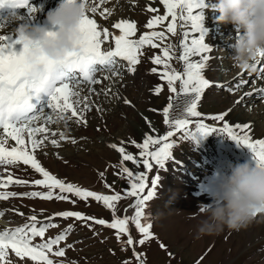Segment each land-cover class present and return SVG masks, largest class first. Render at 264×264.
I'll return each instance as SVG.
<instances>
[{
    "label": "rangeland",
    "instance_id": "374dc122",
    "mask_svg": "<svg viewBox=\"0 0 264 264\" xmlns=\"http://www.w3.org/2000/svg\"><path fill=\"white\" fill-rule=\"evenodd\" d=\"M215 3L216 0H205L207 7L202 20L204 42L212 51L202 74L211 81L228 86H233L238 78L247 81V84L234 93L223 88L206 89L198 111L206 115H214L230 110L226 117L228 122L232 125L248 123L251 126L253 138H264V118L256 119L255 117L258 110L262 111L264 107V98L256 91L263 88L264 82L258 79L257 85L254 84L253 71H237L238 69L233 65L230 59L232 49L229 43L236 38L237 30L235 31L231 24L219 22V12L212 10ZM89 4L100 5L97 12L92 13V18H96L99 29L118 32L113 29V24L121 19H127L137 23L135 38L148 31L145 25L154 15L147 11L148 7L158 8L159 12L156 14H164V8L159 0H103V3L89 0ZM128 4L129 7L126 8ZM104 9H107L108 14L102 17L100 12ZM126 10H130V14L125 13L127 17L122 15V12ZM179 24L180 22L177 21L175 36L166 33L168 38L163 42L162 47L172 45L171 52L174 59L171 64L177 71H182L183 64L178 57L181 51V34L186 29H181ZM165 28L166 25L156 30L162 31ZM113 46L114 43L111 41L105 42L102 44V50H111ZM14 47L16 48L15 45ZM154 54H160V50L149 46L143 49V54L140 56L141 62L134 72L137 88H130L126 93L123 90L119 91L116 85L118 82H124L132 75V72L128 71L127 62L119 58L115 64L118 75L112 76L111 72L106 70V75H103L101 73L103 70L100 71L97 79L101 82L96 84L97 88L92 91L93 93L89 91V88L96 85L90 86L84 83L77 87L78 92L81 93L79 95L81 103L87 97V103L92 108V111L86 113L89 123L87 122L86 126L77 124L74 119L65 123L64 120H58L55 115L53 116L54 122L49 124L50 128H53L51 131L63 132L69 137L68 140L60 141L59 146L55 147L58 152L63 151L64 155L59 154L56 159L52 157L45 159H50L46 161V164L53 175L90 191L104 195L116 193L123 195L124 190L128 188V178L120 172L119 154L109 145L124 141L127 151L138 157V150L130 141L142 142L144 134L150 131L145 118L152 122L159 134H164L168 130L163 123L161 110L167 105L169 96L172 94L169 93L163 81L160 84L163 86V91L159 95L154 94L155 87L149 81L159 77L151 71L154 67L151 57ZM104 76H108L109 79H103ZM176 87L179 90L178 82ZM245 92H251L252 95L244 97V101L240 103H236V100L232 98L237 94L241 98ZM120 93H125L130 100L131 105L126 104L128 108H120L116 105ZM47 99V96L43 95L37 107L45 106ZM173 104L171 118L173 120L183 118V105L175 98ZM97 107L99 111H96ZM150 109L157 111H150ZM205 123L216 127L221 126L218 122L211 120H206ZM0 135L3 134L0 133ZM54 138L59 140L58 135ZM73 138L76 140L75 144L71 143ZM173 140L175 146L172 149V159L166 162L165 168L154 167L148 174L149 180L158 175L159 181L155 197L148 202L146 208L154 238L144 245L137 243L134 246L135 251L142 254L141 260L144 264H264V230L263 233L258 231L257 234L253 231L247 232L248 226L245 225L239 230L225 228L217 234L197 238V228L205 219L200 208L212 202V194L215 190V183H211V180L217 173L218 177L226 174L230 164L247 162L255 166L253 154L247 150V147L238 146L226 135L218 133L196 134L194 140L181 138V134H177ZM125 166L134 172L144 170L142 165L137 169L131 162H125ZM17 169V175L21 179L31 181L30 179L41 178L39 174H33L34 172L29 170L31 168L28 169L23 164ZM100 173L104 174L103 177ZM11 190L23 193L41 189L30 184L26 187L13 184ZM14 198L17 199L4 202V206L10 209V212L15 211L17 214L20 212L23 215L19 217L8 212L6 215L9 219H5V213L0 216V226L9 230L29 223L27 215H36L38 221L43 223L47 217L65 210L80 211L87 216L111 221L110 210L91 199L87 202L77 199V202L72 204L66 201H43L39 198L20 196ZM70 199L76 198L70 197ZM133 202L134 198H123L117 204V214L123 216L124 209ZM128 214H132L131 208ZM53 222L58 227L48 229L45 239L55 238L69 225L73 229L68 234L67 240L59 245L65 248V256H50L54 261H62V264H138L133 256L132 247L126 245V238L122 237L118 242L115 230L95 224L89 227L85 222L76 221L73 218L64 220L56 217ZM247 224L251 225L249 222ZM130 233L135 241L141 239L135 226L131 224ZM69 244L72 245L71 248L67 247ZM161 244L164 248L160 247ZM9 259L12 264H31L27 259L24 262L19 261L11 252Z\"/></svg>",
    "mask_w": 264,
    "mask_h": 264
},
{
    "label": "snow or ice",
    "instance_id": "6c2138e0",
    "mask_svg": "<svg viewBox=\"0 0 264 264\" xmlns=\"http://www.w3.org/2000/svg\"><path fill=\"white\" fill-rule=\"evenodd\" d=\"M85 3L89 4V0H85ZM159 3L164 8V14H156L159 12L158 8L148 7L147 11L154 15L145 25L148 31L140 34L138 38H135L137 24L133 21L121 19L113 24V29L118 32H109L108 29H99L97 21L87 13L80 25L79 52L69 54L62 63L58 64L44 60L46 71L39 78L28 75L26 56L29 47L23 37L12 40L9 36L0 35V130L3 133L0 135V168L8 173L7 176H0V189H7L13 184L18 186L30 184L41 189L24 193L0 191V200L20 196L75 204L77 199L84 202L91 199L101 203L111 212L110 222L72 210L54 213L43 223L38 221L36 215H31L28 217L29 223L23 226L11 230H0V264H12L9 259L10 252L21 262L27 259L31 264H62V261H54L50 256H65V248L59 245L67 240L68 234L73 229L69 225L55 238L45 239L48 229L58 227L53 222L56 217L64 220L73 218L76 221L85 222L89 227L95 224L115 230L117 241L120 242L122 237H125L126 245L132 247L133 256L138 264H144L141 260L142 254L136 252L134 246L137 243L144 245L154 238L146 208L148 202L155 197L159 181L158 175L149 180L148 174L154 167L165 168L166 162L172 159V149L175 146L173 138L177 134H181V138L186 137L191 140L195 139L196 134L226 135L238 146L247 147L257 165H264V138H253L252 129L248 123L232 125L226 120L230 110L214 115H206L198 111L206 89L216 87L234 93L247 84V81L238 78L233 86H228L211 81L202 74L212 51L204 42L202 20L207 7L205 0H159ZM3 7L26 8L30 15H35L38 11L30 6L29 0H0V8ZM99 7V4L91 6L90 12L95 14ZM107 14V9L100 12L102 17ZM13 17L17 16L13 14ZM18 19L20 17H17ZM177 21L180 22L181 29H186L181 34V51L178 57L183 64L182 71H177L171 64L174 59L171 52L172 45L162 47L163 42L168 38L166 33L173 36L177 34ZM164 25H166L165 30H156ZM3 27L4 25L0 24V29ZM109 41L114 43V47L103 51L102 44ZM15 44L23 46L19 54L13 50ZM146 46L160 50V54H154L151 57V63L154 65L151 71L158 74L159 79L172 94L169 96L167 105L161 110L163 123L168 130L164 134H159L152 122L145 118L150 131L144 134L142 142L130 141L138 150V157L127 151L124 141L109 145L119 154L120 172L128 178V188L124 190L123 195L120 193L104 195L57 178L42 166L36 155L37 150H41L46 141L58 147L60 141L69 139L63 132L56 133L47 127L54 122L53 116L55 115L58 120H64L65 123L74 119L77 124L86 126V113L92 111V108L87 103V97L81 103L80 94L74 89L84 83L90 86L100 83L97 74L102 70L111 72L112 76L118 75L115 71L117 58L126 61L128 71L134 73L136 66L141 62L140 56ZM256 67L257 64L255 69ZM259 71L264 73V67H261ZM103 79H109V77L104 76ZM177 82L179 90L176 87ZM89 91H94V88L90 87ZM162 91L163 86L157 85L154 94L159 95ZM256 91L264 98V88ZM40 93L46 94L48 98L43 107H37ZM251 95V92H245L236 103H240L244 97ZM34 97H37L35 103L32 102ZM174 98L183 105L184 117L181 119L171 118ZM124 102L130 103L127 100ZM99 110L97 107L96 111ZM150 111L157 110L150 109ZM206 120L218 122L221 126L209 125L205 123ZM41 121L42 123H38ZM57 135L59 140L54 138ZM9 140L14 142L13 146H8ZM71 143L75 144L76 140L71 139ZM125 162H131L137 169L142 165L144 170L134 172L125 166ZM21 163L29 166L41 178L31 181L14 178L9 167L14 168ZM100 175L103 177L104 174L100 173ZM105 187L109 186L105 185ZM70 197L76 199H70ZM125 197L134 198V202L124 209L123 216H119L117 204ZM129 208L132 209L131 215L128 214ZM261 213H264V210H257L254 216ZM2 215L3 213L0 212V216ZM130 224L135 226V230L141 236L138 241H135L130 233ZM67 247L71 248L72 245L69 244ZM160 247L164 248V245L161 244Z\"/></svg>",
    "mask_w": 264,
    "mask_h": 264
},
{
    "label": "clouds",
    "instance_id": "9594fccd",
    "mask_svg": "<svg viewBox=\"0 0 264 264\" xmlns=\"http://www.w3.org/2000/svg\"><path fill=\"white\" fill-rule=\"evenodd\" d=\"M90 10L85 0H62L47 16L56 31L29 28L26 23L17 29L18 37L22 36L29 47V76L39 78L45 73L44 60L58 64L79 52L81 21ZM212 10L219 12L220 23L237 30L236 38L229 43L233 65L241 71H254L258 61L264 59V0H216ZM257 210H264V165L230 164L229 171L216 180L212 202L202 207L205 219L197 228V238L225 228L239 230Z\"/></svg>",
    "mask_w": 264,
    "mask_h": 264
},
{
    "label": "bare ground",
    "instance_id": "6f19581e",
    "mask_svg": "<svg viewBox=\"0 0 264 264\" xmlns=\"http://www.w3.org/2000/svg\"><path fill=\"white\" fill-rule=\"evenodd\" d=\"M62 2V0H31V2H30V6L31 7H34V8H36V9H38V11L35 13V15H30L29 13H28V10L26 9V8H24V9H18V10H16L14 13H10V14H3V15H1V17H0V24H3L4 25V27L2 28V29H0V35H6V36H9L10 37V39H12V40H15V39H17L18 38V33H17V29L21 26V25H24L25 23L27 24V26L29 27V28H44L45 30H48V31H56L57 29L56 28H54L52 25H50L49 23H48V20H47V16H48V14H49V12L50 11H52V10H54L56 7H57V5L59 4V3H61ZM97 2H101V0H97ZM91 3V2H90ZM128 3H129V1H128ZM90 6H92V4H90ZM129 7V4H128V6H126V8H128ZM0 9H2V13H4V12H6L7 11V7H3V8H0ZM128 13V14H130V10H126L125 12H122V15H124L125 17H127V15L125 14V13ZM13 14L15 15V16H17V17H20V19H10V17H13ZM18 14V15H17ZM88 15L92 18L93 17V14L91 13V12H89L88 13ZM121 15V16H122ZM203 15H205V13H203ZM95 20H96V18H94ZM137 24V23H136ZM228 25V24H227ZM233 26V25H232ZM233 28H234V26H233ZM234 30L236 31V29L234 28ZM15 46H16V48L14 47L13 48V50L17 53V54H19V52L20 51H22V44H15ZM114 47V46H113ZM257 65H258V67H257V69H255L252 73V75H253V83L254 84H256L257 85V83H258V79H262L263 80V82H264V73H261L260 71H259V69L261 68V67H264V60H259L258 61V63H257ZM237 71H241V70H237ZM103 75H106V71L105 70H103L102 72H101ZM99 74V73H98ZM101 74V75H102ZM102 75V76H103ZM251 75V76H252ZM101 77V76H100ZM122 80V79H121ZM119 81V80H118ZM149 81H150V83L154 86V87H156L157 85H160L161 83H163L160 79H159V77H156V78H154V79H149ZM116 83L114 82V85H115ZM264 84V83H263ZM150 85V84H149ZM116 87H118V89H119V91H121V90H123V92H127L128 90H130V88L132 89V88H137V78H136V73H132V75L131 76H129L124 82H118L117 83V85H116ZM94 88V90H95V88H97V85H96V87H93ZM260 88V87H259ZM263 88H264V85H263ZM76 92H78L79 91V89H77V87L74 89ZM241 92V91H240ZM79 94H81L80 92H78ZM93 93V92H92ZM125 93H123V94H121L119 97H118V103L116 104L118 107H120V108H122V107H129V106H126V103H124V101L125 100H127V101H129L130 102V100L128 99V97L126 96V94ZM43 95H46V94H44V93H41V94H39V97H38V100H40V99H42V97H43ZM239 94H237V95H235V96H233L232 98H234L236 101L237 100H240V98H239ZM245 99V98H244ZM248 99V98H247ZM251 99V98H250ZM36 100H37V97H34L33 98V102L35 103L36 102ZM254 100V99H253ZM252 100V101H253ZM244 101V100H243ZM250 101V100H249ZM123 102V103H122ZM130 105H131V103H129ZM108 105V104H107ZM105 109V108H104ZM127 111H129L128 109H127ZM261 111V109L260 110H258V112H257V115L255 116L256 117V119L257 118H259L260 119V117H262V118H264V107H263V109H262V111ZM103 112H105V110L103 111ZM262 115V116H261ZM88 122V121H87ZM89 123V122H88ZM47 127L50 129V131L51 130H53V128H50V126H49V124L47 125ZM1 132L0 133H2V130H0ZM3 134V133H2ZM14 145V142H12L11 140H9V145L8 146H13ZM56 148H55V146H52L51 144H50V142H45V144H44V146L42 147V149L41 150H37V152H36V155H37V157H38V159L40 160V162H41V164H42V166L43 167H45L47 170H49V168H48V166H47V164H46V161H48V160H50V159H48V160H45L47 157H52V158H57V156L59 155V154H62V155H64V152L62 151H59L58 152V150H55ZM54 159V160H55ZM55 162H57L56 160H55ZM20 166H22V163L21 164H19ZM19 165L17 166V167H9V171L11 172V174H12V176L14 177V178H19V179H21L20 177H18V175H17V172H16V169L19 167ZM26 167H28V169H29V166H26ZM18 170V169H17ZM30 171H32V172H34L32 169H29ZM50 171V170H49ZM7 172H4V170H3V168H0V176H7ZM33 174H35V175H38V173H33ZM53 174V173H52ZM216 175V174H215ZM217 175H218V173H217ZM214 176V179H212L211 180V183H216V180H217V178H218V176ZM25 180H27V179H25ZM30 180H32V179H30ZM210 180V179H209ZM215 185V184H214ZM12 187H13V185H11V186H9V188L8 189H0V191H12L11 189H12ZM24 187H26V186H24ZM211 190H213V189H211ZM17 193V192H16ZM24 193V192H23ZM10 199V198H9ZM7 199V200H0V212H2V213H5V215H6V213H11V214H14V215H16V216H19V217H21L22 215H19V213L17 214V213H15V211H11L10 212V209H7L4 205H5V203L4 202H8V201H11V200H14V199H17V198H14L13 197V199ZM31 215H27V218L28 217H30ZM5 219H9V216H7L6 215V217H5ZM62 219V218H61ZM4 221V220H3ZM5 222V221H4ZM6 223V222H5ZM249 223H251V225L250 224H246L247 226V232L248 231H253V232H255V234H257V232L259 231H261L262 233H263V230H264V213H261V214H257V216L256 217H254L251 221H249ZM7 224V223H6ZM8 225V224H7ZM0 230H5V228H3V227H1L0 226ZM11 230V229H10ZM12 256V255H11Z\"/></svg>",
    "mask_w": 264,
    "mask_h": 264
}]
</instances>
